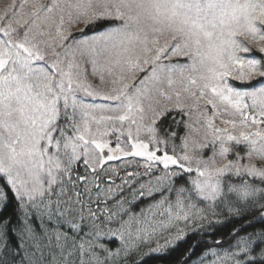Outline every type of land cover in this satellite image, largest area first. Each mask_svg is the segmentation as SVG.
<instances>
[{
    "label": "snow or ice",
    "instance_id": "6c2138e0",
    "mask_svg": "<svg viewBox=\"0 0 264 264\" xmlns=\"http://www.w3.org/2000/svg\"><path fill=\"white\" fill-rule=\"evenodd\" d=\"M79 23L85 28L72 32ZM255 42L259 58L251 55ZM85 54L99 85L77 60ZM177 77L183 93L197 106L204 100L213 117L220 104L232 111L224 121L231 129L207 118L208 160L190 155L186 139L183 155L159 147L166 149L177 133L165 126L171 109L154 106L152 93L171 100L162 86L171 89ZM262 82L264 0H13L0 14V204L15 201L17 211L11 228L12 217L0 219V239L11 231L18 246L5 243L0 264H136L141 244L158 232L169 234L150 251L162 257L187 239L184 229L171 235L178 221L195 224L193 231L221 223L210 219L218 202L236 216L264 209ZM175 97L172 108L183 111L181 91ZM233 145H245L246 156L258 162L240 163ZM233 152L235 161L216 166V157ZM135 158L143 172L128 171ZM159 165L162 174L153 176ZM193 171L190 186L174 183ZM226 174L240 182H228ZM144 198L153 203L133 212L131 205ZM162 207L166 219L149 217ZM257 222L264 225V212ZM232 235L227 248L217 241L206 249L200 264L209 256L210 264H264V227ZM116 236L120 246L113 250L103 241Z\"/></svg>",
    "mask_w": 264,
    "mask_h": 264
},
{
    "label": "trees",
    "instance_id": "16d2710c",
    "mask_svg": "<svg viewBox=\"0 0 264 264\" xmlns=\"http://www.w3.org/2000/svg\"><path fill=\"white\" fill-rule=\"evenodd\" d=\"M0 14L4 12V9H0ZM85 28V27H84ZM85 33H91L89 30L85 29ZM260 56L261 54L257 52ZM254 80L253 82H255ZM171 126L170 130L177 133V138L170 141L165 149L163 145H160L163 150H167L168 153H173V149L178 151L180 142L182 141V136H184V123L182 120V115L179 111H170L165 122V126ZM178 148V149H177ZM179 150H182L181 148ZM142 164L143 161L141 158H135L132 162V165L128 168V171H140L143 172L142 167L137 168L136 164ZM170 171H179L175 167H171ZM163 172V166L159 165L156 169L153 170V176H159ZM195 174L193 171L191 174L182 173L179 178H173L174 183L179 185L190 186V177ZM247 179V177H245ZM230 183H239L240 178L226 174L224 177ZM186 181H189V184H186ZM119 183V181H117ZM155 199H159L156 197ZM234 197H229V200H234ZM153 200L144 198L137 200L133 205H131V210L133 212H139L141 208H147L149 204H152ZM233 207L243 206L239 203L232 205ZM17 211L15 201L9 204L7 207H4L0 204V219L12 217V225H9L11 228L16 223V217L13 215V212ZM156 215L153 216L152 213H148L149 217L155 220L166 219L165 216H161L160 213L164 212V208L153 210ZM217 213L215 216H210V219L214 221H220L219 224H214L211 229L206 231H193L196 228L195 224L189 223L185 225L183 221L176 222L170 229L171 235L176 234L177 229H184L186 232L190 233L187 236V239L176 246L174 249H171L166 256H160L158 254L151 253L150 249L156 247L157 242L161 245L164 244V237L167 236L168 232H158L156 236L152 237L151 240L145 241L141 244L139 252L135 255L134 259L136 264H181L183 261L184 264H200V258L203 256L206 249L217 248V241L222 242L219 247L227 248L230 242H234L233 232L234 230H239V235L243 236L248 233L259 230L261 227H264L261 223L257 222L261 212H264V209H255L249 208L241 212L239 216L230 215L228 212V207L225 204L219 203L215 209ZM123 219H127V216H124ZM251 222V223H250ZM206 223V222H205ZM109 227L115 229L119 227L118 224L113 223L108 225ZM135 227V225H134ZM127 239V236H125ZM111 249H116L120 246L119 236L115 238H105L103 241ZM7 245L8 248L15 250L18 246L17 236L14 235L11 231L7 233V237L0 239V255H3L5 252L4 245ZM194 249V251H190ZM23 252V251H22ZM21 251L18 252L15 257L19 260V255ZM222 254V253H221ZM212 257H208L204 260V264H210ZM110 264H123V260H112Z\"/></svg>",
    "mask_w": 264,
    "mask_h": 264
},
{
    "label": "rangeland",
    "instance_id": "374dc122",
    "mask_svg": "<svg viewBox=\"0 0 264 264\" xmlns=\"http://www.w3.org/2000/svg\"><path fill=\"white\" fill-rule=\"evenodd\" d=\"M19 2V0H17V3ZM32 2H34V0H29V4H31ZM39 3H50V0H38ZM13 3V0H0V9H4L7 10L8 7ZM30 8L26 7L25 8V12L29 11ZM1 12V11H0ZM84 28V24L83 23H79V24H75L72 25L70 30L74 33H76L79 29ZM52 34L55 35V28H52ZM87 35H91V33H86ZM47 37H42L41 39H46ZM77 39H79L80 37L77 36ZM260 42H255V43H250L249 46L253 49V52L251 53V55L257 56L259 58V55L257 54L258 52V46H259ZM91 59L92 57H90L89 55L85 54L84 56H79L77 57L78 62L81 64L83 70L85 71L86 75H87V79L90 83H92L94 86L99 85L100 81H99V77L98 76H93L92 75V63H91ZM173 62H178L181 64L187 63V60L185 58H179L178 60L174 58ZM97 63L98 66H102L104 64V60L102 57L97 58ZM139 76L142 77L143 74H138ZM105 76L107 78V73L105 72ZM177 82L172 86L171 89L168 88L167 84L165 83L162 87L164 88L165 91L169 92L172 95V99L171 100H167L164 97L159 96L156 92L152 93V103L154 106H168L171 110H179L181 111L180 114L183 115V117H185V122H186V128H184V136H182V148H183V142L186 139L187 140V144H188V148L187 151L190 155L192 154H196L199 156V158L203 159V160H208L210 157L213 156V148L211 147V140H212V135H211V130L207 127V118L211 117L213 119V123L215 125V127L218 128H229L231 129L230 125H225L224 121L225 120H229L232 119V111L231 109H227L226 110V106L223 104H220L218 109H217V115H215L214 117L212 116V108L210 105L208 106H204L205 105V101L202 100L200 101L199 106L196 105V102L191 99L186 93H183L182 89L184 87V85L182 83H180L179 77L176 78ZM254 80L259 81L260 78L259 77H255ZM253 80V81H254ZM255 81V82H256ZM230 82H234L231 81ZM255 82H253V84H255V86H260L259 84H256ZM264 83V82H262ZM240 86V85H237ZM106 90V89H105ZM176 91H181V97H180V102L181 104L185 105L183 111L179 108H172V105L176 103V97H175V92ZM249 104L251 103V101H247ZM96 103H104L103 100L97 99ZM183 112V113H182ZM245 131H254V128H250V129H244ZM233 134H238V132H234ZM111 139L113 140V146H114V140L115 137H111ZM123 140V137L121 138ZM200 144H205L208 145V147H204V148H200L199 145ZM217 149L219 147V145L216 146ZM234 148V152H239L240 156L243 157V159L240 161V163H257L259 158L256 156H252L251 158L246 156V152H247V147L245 145H233ZM233 153H229L227 159H221L219 157H216V166H222L224 163L227 162V160H236L237 157L236 155ZM184 151H180L177 153V155H183ZM193 168H195V164L192 165ZM195 172V171H194ZM196 176V172L195 174L192 175V177L194 178ZM109 247V246H108ZM110 248V247H109ZM23 255V252L21 251L20 256Z\"/></svg>",
    "mask_w": 264,
    "mask_h": 264
}]
</instances>
